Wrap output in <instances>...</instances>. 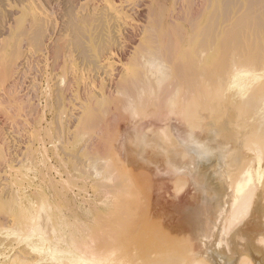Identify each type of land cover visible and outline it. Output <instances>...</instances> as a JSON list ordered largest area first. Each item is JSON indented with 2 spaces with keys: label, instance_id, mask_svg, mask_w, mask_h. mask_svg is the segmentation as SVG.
Masks as SVG:
<instances>
[{
  "label": "bare ground",
  "instance_id": "bare-ground-1",
  "mask_svg": "<svg viewBox=\"0 0 264 264\" xmlns=\"http://www.w3.org/2000/svg\"><path fill=\"white\" fill-rule=\"evenodd\" d=\"M41 1L43 4V0ZM86 1L89 3H84L82 5V7L85 6L83 9H90L93 12L88 11L87 15L83 14V16L77 15L76 19L78 21L89 19L88 16L94 14L98 6L103 4L101 8L103 9V14L101 13L102 27L99 30L96 28L95 33L89 32L88 36L86 35L87 38H85L91 44L92 52L89 55L95 56L94 67L108 74L109 82L103 93L94 91L95 89L91 88V84H88L87 93L83 95V100L80 102L81 110L75 113L62 111L59 118L72 117L83 118V120L87 118L84 126L80 127V130L78 129V136L87 138L82 146L84 147L89 143L88 147L91 150L100 146L96 138L90 140V137H88L91 136L94 125L98 123V118H128L129 121L128 123L125 122L127 125L124 126L123 130L118 129L120 135L111 148L113 147L123 162H126L124 161L126 156L123 155L124 148L128 144L129 149L133 146L132 150L136 151V160L139 159L144 165H148V170L152 169L154 175H160V180L156 181L157 179L151 177V181L146 179L143 182L137 181V172L132 170L129 173L131 175V179H129L130 177L125 171L127 169L123 168L126 176L129 177L127 179L129 183H127L125 181L126 177L123 176L124 181L127 183L125 184L122 182L123 180L119 179L118 174L116 176L114 170L110 171L111 169L106 167L108 166V160L104 162L101 159L103 165L98 166L100 162L92 157L90 166L93 171L92 168H90V171L92 175L103 180V185H100L104 192L84 199L80 204V208L82 211H84V208L89 210H85L82 215L74 216L75 221L68 214H60V208H67V204L62 199H35L24 195L25 197L13 201H1L0 207L6 205L7 211L5 212L7 213L0 214V264H264V73H257L258 69L259 71L264 70V46H262V50L260 49V55L256 52L259 56H254L253 53L252 56L251 54L241 55L248 49L245 43L250 34L248 35L245 21L238 26H236V22V25L234 24L236 27H229L230 31H227L231 35L230 38L228 37L229 40H233L232 35H235V47L232 46L231 41H229L231 43H227L228 38L226 37L228 34H226L224 38L227 39V44L224 46L226 53H221L220 58L215 56V47L213 46L215 44H212L214 40L211 43L212 36L210 41L209 38L205 37V32H202L199 25L202 0H190L193 6L188 17L190 22H188L194 33L190 34L187 39L185 38V32L182 33L181 28L178 26V20L182 19L183 15L180 14L181 12L177 7L168 9L163 4L158 7L155 6L154 0ZM227 1H222V3H231L233 0ZM66 2L69 1L66 0L64 3ZM235 2L237 4V1ZM235 2H232L233 5ZM227 3L222 7L225 8L228 5ZM42 4L36 3L35 0H31V3L28 4L31 11L29 24L33 28V47L37 50L44 49L47 43L53 39L51 33L55 32L54 24H56H53L52 21L54 15L51 16V11ZM253 4L252 6H254ZM57 6L59 7V5ZM207 6L209 7V5ZM260 7L261 5H259ZM74 9H72V12H74ZM228 10L226 12H230L232 9ZM256 10H258L257 7ZM224 11L223 9L222 12L225 14ZM72 12L70 11V14ZM230 13L229 15H231ZM226 14L228 19L229 15ZM247 16L249 23L251 19L249 15ZM91 18L94 20L95 16L93 18L92 15ZM242 18L244 17L242 16ZM261 18V23H264V16H261ZM216 19L214 31L215 27L216 29L219 28ZM70 21L75 24L72 19ZM211 21L210 24H212ZM221 21L223 23V20ZM251 21L250 25L253 24V20ZM71 23L70 25H73ZM207 23H209L208 20ZM261 23L260 25H262ZM210 24L209 26H211ZM26 25L25 29L27 28ZM5 28L6 31L10 30L9 26ZM58 30L61 29L58 27ZM214 31L211 34L216 33ZM19 33L21 34V32ZM259 34L257 35L260 36ZM23 36L25 35L23 34ZM65 37L62 36L63 39ZM77 37L79 38V35ZM260 39L259 42H261ZM59 40L57 39V41ZM70 41L71 39H69ZM76 42L79 44V41L76 40ZM253 42L255 41L253 40ZM20 43L15 44V46L13 44L12 49H6L8 50L6 56L2 59L0 57V100L1 104L5 105V115L3 116H6L5 118L2 117V120H6L9 126L15 122L16 128L21 119L17 117L12 119L11 117L18 113H16L18 107H28L31 115L34 112L37 113L36 105L35 107L28 105L25 101L19 105L15 104L21 96L16 88L18 82L16 74L22 62L20 54L24 46ZM55 46L59 48V45ZM72 47L70 46L64 51L71 62H73ZM236 52L237 54L240 53L239 56L241 57L238 58ZM1 54L0 56H2ZM84 54H87V52ZM53 55L59 54L57 52ZM51 58L53 59V57ZM58 85L60 86V84ZM92 85L94 87L99 86V84L94 85V83ZM59 86L58 88H60ZM219 93L224 97H221L222 99L226 98L223 100L224 102L221 98L219 99ZM60 98L63 100L64 97ZM216 100L219 101L216 103ZM108 102H113L114 106L111 107L110 105V108H108L106 105ZM212 103H216V106L214 105L216 109L223 113V118L226 119L227 117L230 121L233 116H228L233 112L231 110L234 109L235 112H238V114L233 112L234 116L238 115L233 117L238 119L229 121L230 123L236 122L232 126L229 124L228 129L236 138L235 142L241 141L239 148H237L235 142L229 144V150H231L229 152L237 153V157L230 160L229 156L227 157L228 164H226L227 169L223 171L224 179L222 182H198L194 183L192 187L187 183L185 174L174 178L175 181L171 184L175 193L173 197L180 196L182 198L178 199L174 210L168 208L167 205L161 206L160 209V207L154 205V202L159 204L162 198L168 197L170 193L163 172L174 168L175 165H183L186 160V154L182 153V150L186 147L187 139L193 134L186 132L184 127H194L195 120L193 118H201L203 115V118H206V114L207 117L210 113L213 114L212 110L215 108ZM235 104H238L244 110L236 107ZM231 106L234 107L231 109ZM216 109L213 111H217ZM25 112H27V109ZM220 113H218L219 117L222 118ZM7 116L11 117L8 118ZM31 118L33 119L35 116L29 119ZM177 118H184V120L176 122ZM18 126H21V124ZM1 128L0 147L3 152L6 151L9 155L8 135L6 136ZM240 147L249 151L252 150L253 153L249 152V154L244 151L247 154L244 155V153L242 154L244 149L241 152ZM238 149H240V153ZM87 154L89 155V153ZM259 154L263 158H261L262 161L259 164L260 169L258 168L260 170L258 174L260 175L254 171L255 164L252 161ZM165 155L166 158H164ZM9 161L12 160L8 159ZM200 166L202 167V165ZM147 167H145L146 172ZM210 168L213 167L210 166ZM162 170L164 171L162 172ZM203 171L205 172V170ZM203 171H200V173ZM141 174L145 178V173ZM32 192L34 191L32 190ZM109 196L139 202L147 200V206L142 208L144 219L139 230L118 228L119 222L113 216L98 215L93 217V211H90L92 205H95L98 200ZM170 197L171 195H169ZM159 212L161 213L160 217L153 220L152 216ZM89 217H92L95 222H101L102 227L86 229L87 226L92 225L89 221L86 222Z\"/></svg>",
  "mask_w": 264,
  "mask_h": 264
},
{
  "label": "rangeland",
  "instance_id": "rangeland-1",
  "mask_svg": "<svg viewBox=\"0 0 264 264\" xmlns=\"http://www.w3.org/2000/svg\"><path fill=\"white\" fill-rule=\"evenodd\" d=\"M35 1H36V3L39 2L42 4L41 0L40 1L35 0ZM50 1L49 0H43L42 5L43 6L45 5L44 7H46L48 10L51 11L50 12L51 16L52 15L55 16V17L53 16V20H52L53 24L56 23V24H54L55 25V29H54L55 32L51 33V38H53V39H51V41L47 43V45L45 46L46 49L44 48L42 50L41 49L37 50L33 47V37H32L33 36V28L29 24V20L31 18V11L29 9L28 4L31 3V0H0V22H1L0 23V34H1L0 35V37H1L0 38V50H1L0 54L2 53L1 54L2 56H0L1 59L4 56H6V53H8V50H6V49L10 50L13 48V44H14V46H15V44L20 43V42H21L20 43L21 45L24 44V46L22 47L23 53L21 52V54H20V56H21L20 60L22 62L19 65V69H18V72L16 74V77L18 79L16 88H17L18 94L21 95L22 98H21V96H19L20 98H18L16 100L17 103L15 102V104L19 105L20 103L25 101L28 103V105H31L34 107L36 105L35 109L37 110V113H35L33 111L35 115L33 113L31 115L28 107L23 108L21 106V107H18V110L16 111V113L17 112L18 113L14 117L7 116L8 118L11 117L12 119H16V117L21 119L20 123L17 124V128H16L15 122L12 123L11 126H9V125H7L8 123L6 120H4V121L2 120L3 118L6 117V116H3V115H5L4 114V112H5L4 106L5 105L1 104V100H0V108L2 107L0 109L2 111V112L0 111V120H1L0 121V128L2 127L1 129H3L5 135L6 136L8 135L7 136V140L9 143V151L8 152L10 153L9 155H7V152L6 151L3 152L1 147H0V153H1L0 154V162H1L0 163V202L1 201H6V202L13 201L15 199L22 198L24 195H28L29 197H32L35 199H41V198L47 199V200H49V199H51V200L52 199L53 200L54 199H62L63 202H65V204H67V208H63V207L60 208L59 209L60 214L61 213L68 214L71 216L73 221H75L74 216L82 215L83 212H85V210H89L88 208L87 209L84 208V211H82V209L80 208L81 207L80 204L83 202V200L88 198V196L100 195L101 194L100 192L103 191L101 189V185H100V184L103 185V180H101L100 177L98 178V177L92 175V172L90 171V168H92L90 166V164H91L90 162H91L92 157H94V160L97 159L100 162L98 166H101L100 164L103 165V162L101 161V159H103L104 162H105V160H108V166H106V167L111 169L110 171L114 170L113 172L116 174V176L118 174L120 177L119 179L123 180L122 182H124L125 184L129 183V180H127L129 177H130L129 179H131V175L129 174V173H131L130 172L131 170L133 172L134 171L137 172V176L139 178V179L137 178V181L140 180V182H143V180H145V179L151 181V179H150L151 177H152V179H157L156 181H159L160 175H154L153 174L154 171L152 169L148 170V167H147L148 165H146V164L144 165V163L141 162L139 159L136 160V157H135L136 151L132 150L133 146H131V148L129 149L128 143H127L128 145H126V148H124L126 152L125 151L123 152L124 157L126 156L124 159V161H126V162H123V160L118 156V153L115 151V149L113 147L111 148L112 145H115L114 141L116 142V140L118 139V137L120 135V134H118L119 130L122 131L124 126L127 125L126 123H128V121H129L128 118H126V119L125 118H98V121H97L98 123L96 125H94L92 134H91V136L89 135L88 137H90V140L93 138H96L98 140V142L100 143V146L96 149L92 148V150H91V148L88 147L89 143L84 147L82 146V144L85 142V139H87V138H85V137L80 138L78 136L80 127L82 128V126H84L85 119H87V118H84V120H83V118H72V117L71 118H59L60 117L59 114L62 111H68V113L69 112L75 113V112H78L81 110L80 102L83 100L82 99L83 95L85 93H87V89H88V86L90 84H91V88L93 90L95 89L94 91H96L98 93H103L106 89L108 82H109V76H108V74L104 73L103 70L94 67L95 56L89 55L92 52V49L90 46L91 45L90 42L88 41V39H86L88 36L87 34H89V32L95 33L96 28H98V30H99L102 27L103 22L101 20L102 19L101 13L103 12V9H101V8L103 7V4H102V6L99 5L98 8L95 10V13L92 14L93 18L95 16L94 20L91 18L92 15H89L88 16L89 19H86L84 21H82V20L78 21L76 19L77 15L83 16V14L87 15L88 11L93 12V10H90V9L89 10L83 9V7H85V6L82 7V5L84 3H89V2H87L86 0H79V1L78 0H67L69 2H66V3H64L66 0H59V1L58 0H50ZM77 1H78V3H77ZM154 1H155L154 2L155 6H158V7L162 4L165 5L166 7H168V9H171L172 7H177L179 12H181L180 14L183 15V18L178 20V26L181 28L180 31L182 33L185 32V38L186 39L188 38V36L190 34L194 33L193 29H191V25L189 23L190 21L188 20V17L191 13V7L193 6L192 3L190 2V0H177V1L176 0H154ZM222 1H225V0H202L203 5L201 6V10H202L201 11V18L199 19L200 29L202 30V32H205V37L209 38L211 41V36H212L211 43L214 40V42L212 44H215V45H213L215 47V52H214L215 56L219 57V56H222L221 53H226V50H224L225 49L224 46L229 41H231L232 43L231 42H229V43L233 44L232 46L235 47V44H236V42L234 44V40H235L234 36L235 35H232L233 40H229L231 35H229L228 32L230 31V28H234L238 25H241V23H244V21H245L244 24H246L247 28H248L247 29V31L249 32L248 35L250 34V36L247 37L248 43H247V41L245 43V46L248 49L246 51H244V54H241V55H246V54L247 55L251 54V56L253 54H254V56L255 55L257 56L258 54L260 55L261 54L260 49L262 48V46H264L263 45L264 44V27H263L264 23H261L262 22L261 16L262 17L264 16L263 15L264 14L263 13L264 6L262 7V5H264V0L263 1L262 0H260V1L259 0H255V1L254 0L253 1H251V0H233L234 2L237 1V4L235 2L234 5L232 3L233 2L232 0H231L232 1L231 3H227L228 1L226 0L227 1L226 3L228 4L225 6L226 9L224 7H222L223 5L226 4V3L223 4ZM255 2L257 3V5L255 4ZM58 3H60V4H58ZM50 4H51V6H50ZM54 4H56V5H54ZM97 4H98V2L96 3V6H97ZM252 4L254 6H252ZM57 5H59V7ZM70 5L73 7H71ZM75 5H76V7H74ZM207 5H209V7ZM259 5H261L260 8H259ZM88 6H90V5H88ZM251 7H252V9H251ZM256 7L258 8V10H256ZM8 8H9V10H8ZM59 9H61V10H59ZM72 9H74V12H72ZM215 9H216V11H215ZM223 9L225 10L224 11L225 14L228 13V15L232 11V13H230L231 15H229L228 19L226 16L227 14L225 15L222 12ZM228 9H230V10L232 9V10L230 11ZM84 10H85V12H84ZM227 10L230 12H226ZM9 11H11V12L9 13ZM70 11L72 12L71 14H70ZM166 11H168V10H166ZM56 13H58V14H56ZM62 13H64V14H62ZM187 13H188V15H187ZM222 13H223V15H222ZM234 13L235 14L237 13L236 15L238 17ZM256 13H257V15H256ZM61 14H62V17H61ZM69 14H70V16H69ZM245 14L249 15L250 19L253 20L252 25H250L252 23L251 20L248 23L249 18ZM250 14H251V16H250ZM259 14H261V15L259 16ZM239 15H242L244 18H242V16H239ZM210 16H212V17H210ZM258 16H259V18H257ZM222 17H225V18H222ZM246 17H247V19H245ZM255 17H256V19H255ZM210 18L212 21L210 20ZM216 18H218V19H216ZM231 18H232V20H231ZM236 18L237 19L239 18V20L241 18L242 19L239 21ZM27 19H28V22H27ZM59 19H61V20H59ZM71 19H72V22L75 21L74 22L75 24L71 23V21H70ZM215 19H216L217 27L219 26V28L216 29V27H215L216 33L211 34L214 31V26H216L215 25ZM225 19H226V21H225ZM56 20H57V22H56ZM207 20L209 21V23H207ZM217 20H218V22H217ZM221 20H223V23ZM86 21L87 22L89 21V22L87 23ZM210 21L213 24V26H212V24H210ZM232 22H235V23H232ZM236 22H237V25H236ZM258 22H260L262 25H260V23H258ZM10 23H11V25H10ZM70 23L73 25H70ZM76 24H78V25L76 26ZM209 24L211 26H209ZM227 24H229V25L226 27ZM232 24H233V26L231 27ZM258 24H259V27H258ZM25 25L27 27L26 29L24 28ZM207 25H208V27H207ZM8 26L10 27V30L6 31L5 27H8ZM83 26H85L86 28H84ZM251 26H252V28H250ZM58 27L61 29L60 31L58 30ZM66 27H67V29H66ZM209 27H210V29H209ZM212 27H213V29H212ZM76 28H78L80 30H78ZM203 28H204V30H203ZM205 29H206V31H205ZM19 32H21V34ZM209 32H210V34H209ZM83 33H84V35H83ZM219 33H220V35H219ZM23 34L25 36H23ZM77 34L79 35V38L77 37L78 36ZM226 34H228L227 37H226ZM257 34H259L260 36H258ZM71 35H73V36H71ZM62 36L63 37L66 36V37L63 39ZM27 37H29V38H27ZM30 37H32V38H30ZM54 37H56V38H54ZM205 37H204V40L206 39ZM213 37H215V38L213 39ZM225 37L226 38L229 37L228 40L224 39ZM249 37H251V38L248 39ZM24 38H26L27 41ZM66 38L71 39V41L69 42V39H66ZM16 39H17V41H16ZM57 39H60V40L57 41ZM259 39L261 42H259ZM76 40L79 41V44H81V45L77 44ZM81 40H84V41H81ZM226 40H227V43H226ZM253 40L256 43L253 42ZM24 41L26 42V44ZM221 41H223V42L221 43ZM30 42H32V43H30ZM258 42H259V44H258ZM28 43L31 45H29ZM1 44H2V46H1ZM55 45H59V48H58V46H55ZM26 46H28V48H26ZM65 46H66V48H65ZM70 46H73L72 47L73 62H71L69 60V58L67 57L68 55H65V52H64ZM251 46L253 48H255L256 50L253 49ZM83 48L85 50L86 49L87 50L85 51ZM55 49L60 50V51H57ZM89 49H90V51H89ZM34 50H36V51H34ZM57 52L59 55H53V54H57ZM83 52L84 53L87 52V54H84ZM237 52H239V51H237ZM237 52H236V54H237ZM66 53H67V51H66ZM86 55H87V57H86ZM234 55H235V53H234ZM237 55H238V58L241 57V56H239L240 53ZM51 57H53V59ZM28 61H29V63H28ZM30 64H31V66H30ZM55 64H56V66H55ZM72 65H73V67H72ZM52 68H54V69H52ZM34 69H36V70H34ZM69 70H70V72H69ZM257 71H258L257 73H259V74L264 73L263 72L264 70L259 71V69H258ZM46 73H47V76H46ZM82 74H83V76H82ZM61 76L63 77V80H62L63 82L61 81V79H62ZM25 77H27V78H25ZM64 77H65V79H64ZM56 82H57V84H56ZM22 83H23V85H22ZM45 83L47 84V86ZM61 83H64V84H61ZM93 83H94V85L99 84V86L94 87L92 85ZM58 84H60V86ZM66 85H67V87H66ZM58 86L60 88H58ZM62 86H63V88H62ZM21 87H22V89H21ZM56 93H58V95H56ZM217 93H218V91L216 92V94ZM38 97H39V99H38ZM60 97H64L63 98L64 101ZM221 97L224 98L220 94L219 99ZM225 99H222V102H224L223 100H225ZM217 101H219V100H216L215 102L217 103ZM216 103L215 104L212 103V105L215 109H216V107H215ZM237 103H238V101H237ZM106 105L108 106V108H110V105L112 107V106H114V103L108 102ZM237 105L235 104L236 107H240L239 105L238 106ZM40 106H41V108H40ZM233 107L231 106V109ZM26 109H27V112H25ZM215 109H213V110H215ZM237 109H236V111H238ZM240 109H243V108L240 107ZM213 110H212L213 114L210 113L212 117L209 116L210 114L207 117V114H206L205 115L206 118H203L204 115L201 118L200 117L199 118H193L195 120L194 121L195 126L191 127V128L184 127V130L186 132H190L191 134H193L189 139H187L186 147H185V149L182 150V153L186 154V160H185V163L183 165H180V166L175 165L174 168L169 169V170H165V172H163L164 170H162V172L165 174L166 181L168 182V186L170 188L169 195H171V197L169 198V195H168V197H164L166 200L164 198H162V200L159 204L154 202V205L160 207V209H161V206L167 205L168 208H171L172 210H174L175 206L178 203V199L180 200L182 198L180 196H177L176 198L173 197V194H175V193L173 190L174 187L171 186V184L173 181H175L174 178H178L179 175L185 174V178L187 180V183L192 187L194 186V183H198V182H201V183L218 182L219 183V182H222L224 179V177H223L224 175H222V174L224 173L223 171L225 169H227V166H226V164H228V160H227L228 158L227 157L229 156V160L235 159L237 157V153L233 154V153L229 152V151H231V150H229V144H230V142H235L236 138L233 137L232 133L228 129L230 127L229 124L232 126V124L235 123L236 121H234L232 123H230V122L233 119H238V118H234L235 116L236 117L238 116L237 115L238 112H235L234 109L231 110L237 114L234 116L233 112L230 113L231 115H228V116H232V115L234 116V117L232 116V119L230 121V120H228L227 117H226V119L223 118L224 117L223 113H220L218 109H216L217 111H215V112ZM230 110H228V111H230ZM243 110H242V112H243ZM100 111L102 112V110H100ZM210 112H211V110H210ZM216 112H217V114H215ZM218 113L223 115V116L221 115L222 118L219 117L220 115ZM24 114L25 115L27 114L29 116H27V115L25 116ZM64 115H66V114H64ZM216 115H218L217 116L218 118L216 117ZM33 116H35V118L29 119L30 117H33ZM209 117H211V118H209ZM99 119H100V121H99ZM101 119H102V121H101ZM111 119L113 122L111 121ZM183 120H184V118H177L176 122H182ZM251 120H253V119H251ZM223 121L224 122L227 121L228 123L227 122L224 123ZM20 124H21V126H18ZM101 126H102V128H101ZM121 126H123V127L121 128ZM177 126H180V125H177ZM18 127H19V129H18ZM56 127H57V131H56ZM95 128H96V130H95ZM15 130H16V132H15ZM59 130H60V132H59ZM97 130H98V133H97ZM55 132H57V133H55ZM58 134H59V136H58ZM248 134H249V132H248ZM57 141H58V143H57ZM240 142L239 141L235 142V144H237V148H239L238 146H239ZM50 145H52V146H50ZM240 149L242 152V150L244 148L242 149L240 147ZM240 149H238L239 153H240ZM127 150H129V151L127 152ZM244 151H245V153H249V152L253 153L252 150L249 151L247 149H244L242 154L244 153ZM87 153H89V155ZM245 153H244V155H247ZM112 154H113V156H112ZM198 155H200V156H198ZM100 156H102V157H100ZM231 156H233L234 158ZM166 157L167 156L165 155L164 158H166ZM261 158H262L261 154H259V156H257L255 160H252V161H254V164H255L254 171L257 174L260 173L258 171H260L259 170L260 169L259 164H261L260 162L263 159V158L262 159ZM8 159H10L12 161L8 162ZM109 162H110V164H109ZM140 162L143 164H141ZM263 162H264V159H263ZM83 165L85 166V168ZM87 165H89L90 167H88ZM110 165H111V167H110ZM200 165H202V167ZM206 165H207V167H206ZM198 166L201 168V170H199L200 168ZM210 166L213 168H210ZM87 167H88V170L86 169ZM145 167H147V172L145 170L146 169ZM123 168L127 169L125 171L127 172V175L129 177L126 176V173L124 172ZM206 168H207V170H206ZM83 169H84V171H82ZM91 170L93 171V168ZM203 170H205V172ZM200 171H203V172L200 173ZM148 172H150V173H148ZM141 173H143V174L145 173V175H146L145 178H143L144 175H142ZM258 175H260V174H258ZM123 176L126 177L125 181L127 183L124 181ZM132 177H133V174H132ZM147 177H148V179H147ZM199 178H200V180H199ZM208 178L210 180H207ZM32 190L34 192H32ZM147 204H148L147 200H142L141 202H139L137 200L132 201L131 199L126 200V199H123L120 197L115 198L114 196H109V197H104L103 199L98 200V202L95 205H92V207L90 208V211H93V213H92L93 217H97L98 215H103V216L108 215V217L113 216L115 219L117 218V222H119L118 228H120V229H123V230H139L141 227L142 220L144 219V215L142 213V208H143V206L144 207L147 206ZM5 211H7V206L2 205V207H0V214H6L7 212H5ZM160 215H161V213L159 212L158 214L153 215L152 219L155 220V219L159 218ZM87 221L92 223V225L87 226L86 229L101 228L102 227V223L101 222L100 223L95 222L92 217L91 218L89 217L88 219H86V222Z\"/></svg>",
  "mask_w": 264,
  "mask_h": 264
}]
</instances>
